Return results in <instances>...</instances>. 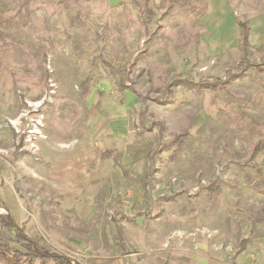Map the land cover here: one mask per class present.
I'll use <instances>...</instances> for the list:
<instances>
[{
  "label": "rangeland",
  "instance_id": "374dc122",
  "mask_svg": "<svg viewBox=\"0 0 264 264\" xmlns=\"http://www.w3.org/2000/svg\"><path fill=\"white\" fill-rule=\"evenodd\" d=\"M0 198L81 264H264V0H0Z\"/></svg>",
  "mask_w": 264,
  "mask_h": 264
},
{
  "label": "trees",
  "instance_id": "16d2710c",
  "mask_svg": "<svg viewBox=\"0 0 264 264\" xmlns=\"http://www.w3.org/2000/svg\"><path fill=\"white\" fill-rule=\"evenodd\" d=\"M241 42L244 46L248 44L249 27L244 23H239ZM234 77L214 78L212 80H200L194 82L189 78L180 77L175 80L171 86H184L186 88L202 89L209 88L216 90L219 87L225 86L232 81ZM174 89H168V96L161 102L169 103L174 100ZM158 101V100H157ZM260 150V145L256 144L252 151L254 156ZM0 206L7 210L3 200L0 198ZM6 230H13L14 237L5 234ZM14 241L20 248L10 244ZM80 264L72 260L69 256L53 251L43 244L39 243L29 235H27L23 228L20 227L13 216L8 212H0V264Z\"/></svg>",
  "mask_w": 264,
  "mask_h": 264
},
{
  "label": "crops",
  "instance_id": "0c3cea01",
  "mask_svg": "<svg viewBox=\"0 0 264 264\" xmlns=\"http://www.w3.org/2000/svg\"><path fill=\"white\" fill-rule=\"evenodd\" d=\"M67 140V139H66ZM65 139H64V141H66ZM111 154H112V150L111 149H105V150H103L102 152H101V156H111ZM68 166H69V162H68V164H66V166L65 167H67L68 168ZM62 167H64V165L62 166ZM63 170V169H62ZM68 171V170H67ZM66 170H63V172H67ZM2 200V199H1ZM4 202V201H3ZM5 203V202H4ZM6 205V204H5ZM7 207V206H6ZM14 218V217H13ZM17 223V222H16ZM21 227V226H20ZM23 228V227H22ZM23 230H24V228H23ZM25 232V231H24ZM26 233V232H25ZM27 234V233H26ZM28 235V234H27ZM118 236L120 237V238H122L123 237V229H122V227L120 226L119 228H118ZM40 243V242H39ZM42 244V243H41ZM45 246V245H44ZM47 247V246H46ZM47 248H49V247H47ZM49 249H51V248H49ZM51 250H53V249H51ZM54 251V250H53ZM65 255V254H64ZM68 256V255H67ZM72 259V258H71ZM73 260V259H72ZM74 261H76V260H74ZM77 262H79V261H77ZM80 263V262H79ZM81 264V263H80Z\"/></svg>",
  "mask_w": 264,
  "mask_h": 264
}]
</instances>
